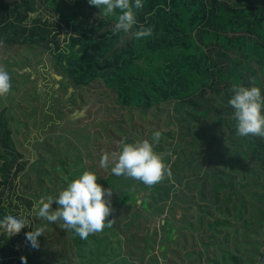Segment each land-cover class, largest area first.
Segmentation results:
<instances>
[{
	"label": "trees",
	"instance_id": "1",
	"mask_svg": "<svg viewBox=\"0 0 264 264\" xmlns=\"http://www.w3.org/2000/svg\"><path fill=\"white\" fill-rule=\"evenodd\" d=\"M142 2L144 7L137 10V25L132 31H137L141 24L153 31L150 37L136 40L130 34H114L115 18H104L98 8L89 5L88 0L70 3L65 0H0L1 51L4 54L17 49L30 52L39 59L38 67L46 73L39 84L43 91H37L44 93L48 105L43 103L41 111L36 104L38 96L34 97L35 92H25L31 111L21 114L26 119L36 116L39 118L37 122L44 120L43 116L52 115L48 124L57 127L60 123L57 115L62 116L65 102L73 107L80 92L98 88L101 84L115 95V104L130 114L132 111H138L140 115L156 113L153 116L156 118L159 109L166 108L170 112L167 125L176 126L179 140L174 144L173 133L160 131L164 140L160 139L162 143L154 146V150L171 151L176 155L173 161L170 156L165 157L170 174L161 183L147 188L139 181L113 175L110 168L107 177L101 180L96 171L98 165L88 167L97 175L98 184L111 188L117 195L110 219L113 218L115 233L121 232L118 219H123L125 222L122 220L121 227L130 231L129 241L133 246L127 249V255L136 258L139 264L144 260L159 264L153 255L146 259L143 252L139 255L134 252L140 248L135 243L148 241L149 231L144 238L137 236L140 225L133 209L138 207L150 212L149 200L176 199L173 187L184 185L190 188L188 184L191 182L177 173L185 170L198 173L192 186L196 188L199 185L201 200H206L219 214L228 218L233 215L239 221L234 228V225L232 228L227 226L228 222L207 224L212 233L229 228L234 238L231 247L219 244L222 249H215L216 260L209 263L264 264V139L238 137L232 120L233 110L227 105L234 82L251 86L249 81L255 78L256 86L264 95V0ZM5 63L8 71L14 73L12 68L18 63ZM50 79L51 84L62 85L60 94L66 88H71L70 93L63 99L55 98ZM9 101L11 99L0 101V219L8 214L25 215L30 224L12 237L0 231V264H22L21 257L25 258L26 264H46L42 263L41 254L47 255V249L42 253L45 247H50L47 241H51L52 246L59 243L63 250L76 247L78 253L75 255L82 260L85 252L107 261L110 253L102 252L105 247L101 248L100 239L89 236L88 240L96 250H84V244L77 241L71 231L63 229L61 221L50 223L28 215L35 204L33 199L43 195L31 193L24 196L16 189L18 179L31 172L27 155L34 157V151H28L31 138L21 135L19 143L20 133L12 128L13 125L19 127L24 124L15 120L21 116L19 108L5 105ZM19 101L24 102L25 96ZM51 108L58 109L53 112ZM42 132L39 126L36 136L40 138ZM88 140L86 136L85 142ZM122 140L134 142L128 138ZM167 144L169 146L165 147ZM84 148L88 147L84 145ZM71 152L72 149L67 147L66 152L56 154L53 160L48 156L51 154L42 157H47L41 162L49 164V174L66 177L59 183L61 188L83 172L82 158L73 159ZM40 157H36V162ZM247 160L253 168L247 169ZM181 163L183 165L180 166ZM149 190V196L141 200L137 198L138 193ZM46 192L53 193L50 190ZM204 194L208 195L207 199ZM222 204L224 207L220 208ZM163 209L162 206L157 210L163 213ZM165 225L170 235L173 231L170 222H165ZM37 229H43V235L37 237L40 254L30 255L27 248L32 246L25 233ZM54 231L62 238H52ZM153 234L150 231V236ZM228 237L226 233L222 238L227 240ZM240 237L242 241L238 242ZM202 246L196 255L198 261L209 255V247L217 244L202 243ZM54 252L59 253L57 247ZM184 254L188 258L194 255L189 251ZM237 254L242 257L237 258ZM61 256L58 255L55 262L49 257L46 259H50L48 264H62L67 260ZM255 259L257 263H254Z\"/></svg>",
	"mask_w": 264,
	"mask_h": 264
},
{
	"label": "rangeland",
	"instance_id": "2",
	"mask_svg": "<svg viewBox=\"0 0 264 264\" xmlns=\"http://www.w3.org/2000/svg\"><path fill=\"white\" fill-rule=\"evenodd\" d=\"M1 1L4 2L5 0ZM65 1L70 3L73 0ZM35 52H37V50H35ZM38 60L39 59L35 57V55L32 56L30 52H26L22 49H17L7 54H4L0 49V67H4L8 71L9 67L8 64L6 65V61L10 65L18 63V65L16 64L12 68L14 69V73L8 71L14 90H11L7 97L0 98V101L11 99V101L5 105H8V107H18L20 109V114L21 112L28 113L31 111V107L26 101L27 95H25V92L27 94H29L28 92H35L36 95H34V97L38 96L36 104L41 111L44 108L43 103L48 105L47 101L44 100V93H38V91H43V88H39V84H41V78L46 75V73L38 67ZM27 63H30V65ZM49 74H52V70L49 71ZM51 79H53V74ZM51 79L49 84H51ZM51 85L55 98L59 97L63 99L66 94L71 91V88H66L63 93L60 94L59 88H61L62 85H60V83H52ZM101 86L98 88L91 87L85 92H80L79 99L73 107L64 101L65 103L63 107L66 108L61 110L63 112L62 116L57 115V119L60 121L57 127L48 124V121L50 119L52 120V115L46 117L43 116L44 120L41 122H37L39 118L36 116L26 119L22 114L15 119L25 125L19 127L13 125L12 129L17 131V133H20L18 139L19 143L21 141V135H23V137L26 136L25 138H31L28 145V151H34V157L31 158L27 155V160L29 159L30 161L29 169H31V172L27 175L25 174L26 176L24 175L17 181L18 186L16 189L20 194L28 196L31 193L36 195L41 193L43 195L42 197L48 195L55 197L58 195L59 191L65 188V185L61 188L59 183H61L66 177H58L55 173L49 174V164L44 165L43 162H41L47 158H42L44 154H51L48 156H50V160H53L56 158V154L66 152L67 147H70L72 149L71 153L74 154L73 159L82 158V171L89 170L88 167L93 164L98 165L96 171L102 180L107 177V173L111 166L107 169H103L99 165V160L104 153L111 154L113 151H118L119 142L123 141L122 139H133L134 142L147 139L151 142L152 133L155 130H158L173 133V143L175 144L178 142V129L175 125H167L170 117L169 110L166 108H162V110L159 109V113H157L158 116L156 117L157 119L153 117L156 113L140 115V112L132 111L130 114V112L122 111V109L115 104V95ZM23 96H25V101L20 103L19 100ZM57 109L54 110V108H51L50 111L56 112ZM39 126L43 129L40 138L36 136V134H38ZM33 136L35 139H32ZM86 136H88L89 139L87 143L85 142ZM161 140L164 139L161 138ZM161 140L158 144H154V146L160 145L162 143ZM165 140H167V138H165ZM168 140L172 142L169 137ZM84 145L88 148H84ZM168 146V144L165 145V147ZM177 150H179V147ZM39 156H41L40 160L39 162H36V157ZM175 157L176 155H171L170 160L173 161ZM24 160H26V158ZM247 163V169L254 167L249 160H247ZM181 165L183 164L181 163L180 166ZM193 165L194 164L192 163V166ZM44 173L47 174V176L44 177ZM177 173L191 182L188 184L190 188H185L184 185L173 187V193L176 199H173L172 201L167 199L163 200L162 198L159 202L149 200L151 201L150 212H145L141 208L134 207V216L140 225V231L137 236L140 239L141 237L144 238L146 232L149 231L148 241L145 243H141L140 241L139 243H135L134 245H138L140 248L137 251L134 250V252L137 253V255H139L140 252H143L142 255L145 256L146 259H149V256L153 255L154 258H157L159 264L161 259H163L164 264H211L209 261L213 262L216 260L217 253L215 252V249H222L219 244H228L231 247L234 238L232 235L233 231L228 230L229 228H221L218 233H212L207 229V224L214 223L215 221H220L221 223L228 222L227 226L231 227L234 225V228L238 226L239 221H236L233 218V215H230V218H228L219 214L215 207H211L206 200H201L199 198V185L196 188L192 186V182L195 183L197 181L196 175L198 173H187L185 170ZM200 177L202 176L200 175ZM105 189L108 188L105 187ZM46 190L53 191V193L49 194ZM150 193V190L149 192H140L138 193L137 198L141 200L142 198L149 196ZM207 197L208 195L206 194L205 199H207ZM40 198H34V203L36 204ZM116 199L117 195L112 194L110 197L112 209H114V202ZM185 200L188 202L184 203ZM162 206L164 208L163 213H159L157 209ZM219 206L220 208H223L224 204ZM56 208L57 205L53 202L52 210L54 211ZM110 216L108 219L113 220V218L110 219ZM37 219L38 218L36 217V220ZM114 220L117 221V218ZM122 220L123 219H118L117 225L120 227L121 231L118 234L115 233L116 230L111 227L105 228L103 232L90 235L92 239L101 240V248L105 247L102 251L104 254L110 253V259L107 261L104 258H96L92 254H85V252L82 253V260L75 255L77 252L76 247H72V250L66 248L63 250L59 243H54L52 246V244H50L51 241L49 242L46 240L50 247H45L43 249L42 253L46 252L45 249H47L48 252L47 255L41 254V259H43L42 263L44 262L48 264L50 262L49 258H51V261L53 260V262L58 261L57 256L62 255L61 257L67 260L62 264H93L95 261H97V264H139L136 261V258L132 259L127 255V249H130L133 244L130 246V231H126L121 227ZM41 221H43V219H41ZM44 221L47 222L46 220ZM167 221L170 222V226L173 228L170 235H168V231L165 228V222ZM124 222L125 221L123 220L122 223ZM150 231L154 232L151 236ZM131 232L134 233V231ZM226 233L229 234V237L227 240H224L222 237ZM52 238L59 240L62 236L54 231ZM75 238L81 244H84V250H86V248L91 249V251L96 250V247L88 239L81 240L77 236H75ZM237 241H242V238ZM27 242L30 244L28 240ZM202 243L217 244V246L209 247V255L207 257L204 255L201 258V261H198L196 255L201 249H203ZM38 245L40 244L38 243ZM56 247L58 248L59 253L54 252V248ZM186 251L193 252L194 255L188 258L184 254ZM27 252L30 255L36 253L37 255L40 254L38 248L33 247L27 248ZM99 256L102 257L100 254ZM46 257L49 258L46 259ZM239 257L240 254H237V258ZM254 263H257V259L254 260ZM141 264L150 263L144 260ZM152 264L157 263L153 261Z\"/></svg>",
	"mask_w": 264,
	"mask_h": 264
},
{
	"label": "clouds",
	"instance_id": "3",
	"mask_svg": "<svg viewBox=\"0 0 264 264\" xmlns=\"http://www.w3.org/2000/svg\"><path fill=\"white\" fill-rule=\"evenodd\" d=\"M90 6L100 10L104 18H115L114 34L123 33L131 35L136 40H141L152 35V28L139 25L137 31H132L137 25V10L144 7L142 0H88ZM119 10V14H117ZM61 38H64L61 36ZM3 41H0V46ZM251 86H244L240 82L231 85V97L227 105L233 110L232 120L238 137H259L264 139V95L261 88L256 86L255 78L249 81ZM12 88L11 77L4 67H0V98L8 96ZM162 137L160 131L152 133L151 142L147 139L133 143L119 142V150L111 154L104 153L99 165L103 169L110 166V171L115 176H123L136 180L147 188L161 183L168 172L165 157L171 156V151L156 152L154 144H158ZM112 189H105L97 183V175L89 170H84L78 177L67 182L66 187L53 197H41L33 205L28 215L46 220L50 223L62 222L65 230L71 231L81 240H86L90 235L103 232L111 228L113 220H109L113 209L110 197ZM57 208L53 211L52 204ZM30 221L25 215H5L0 219V231L12 237L23 228L29 226ZM43 229L25 233L26 239L33 248H38L37 237L43 235ZM22 264H26L21 257ZM160 264H164L161 259Z\"/></svg>",
	"mask_w": 264,
	"mask_h": 264
}]
</instances>
